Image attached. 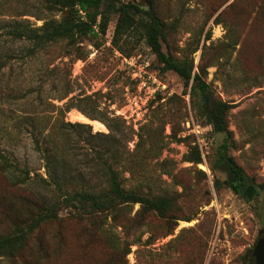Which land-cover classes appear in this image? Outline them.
I'll return each mask as SVG.
<instances>
[{
	"label": "rangeland",
	"instance_id": "rangeland-1",
	"mask_svg": "<svg viewBox=\"0 0 264 264\" xmlns=\"http://www.w3.org/2000/svg\"><path fill=\"white\" fill-rule=\"evenodd\" d=\"M156 10L167 23L163 50L192 59L194 72L203 71L215 97L233 104L227 114L229 136L214 132L197 115L190 87L175 71L163 69L140 28L138 35L122 38V49L113 45L117 14L104 36L74 46L61 41L30 53L32 44L7 35L6 28L19 22L41 25L65 11L44 0H0V86L15 87L18 98L11 107L22 114L17 123L11 121L10 137L1 147L29 175L24 185L12 188L0 172V198L18 207L32 192L54 199L35 143L36 138L42 142L41 127L48 131L57 123L55 131L65 133L60 137L66 152L57 172L92 174L98 166L92 149L107 140L108 122L114 123L109 118H117L127 132L112 133L122 139L117 148L133 153L130 158L147 156L143 176L124 172L125 186L172 197L169 214L178 217L154 211L142 216L141 204L135 203L121 220L125 228L109 224V218L104 228L115 238L141 236L124 256L92 221L63 211L33 235L20 256L0 259V264H249L264 237V0H158ZM231 40L237 44L226 48ZM86 96L90 100L80 104L95 119L76 107L66 113L57 108ZM146 123L160 144L154 152L135 147ZM195 144L202 153L198 164L185 160ZM224 154L263 185L255 197L237 194L224 183ZM13 218L0 207V232Z\"/></svg>",
	"mask_w": 264,
	"mask_h": 264
},
{
	"label": "trees",
	"instance_id": "trees-1",
	"mask_svg": "<svg viewBox=\"0 0 264 264\" xmlns=\"http://www.w3.org/2000/svg\"><path fill=\"white\" fill-rule=\"evenodd\" d=\"M49 7L63 9L65 14L60 18L44 19L41 25L30 23H15L6 28V34L15 38L28 40L32 46L31 52L66 41L68 45H79L82 39L93 38L106 35L111 17L117 14L112 42L117 48H121V40L125 36L141 34L145 41L156 54L162 63L164 70L175 71L183 80L186 88L190 87V97L197 115L202 118L216 133L231 134L228 129L227 114L233 104L230 101L216 98L209 83L204 80L203 71L194 72L193 60L189 58H177L165 52L162 48V40L166 38L167 23L156 10L158 0H142L141 2L122 0H44ZM237 41H227L226 48L236 45ZM71 90H67L60 99L68 96ZM17 90L13 86H0V172L6 178L12 188L22 186L27 182L28 172L22 170L1 147L3 138H9L11 133L10 123L20 120L22 114L11 107L14 100H17ZM90 96L79 98V103L68 101L62 106H57L61 111L68 112L76 107L83 111L92 119L96 117L87 112L80 102L90 100ZM73 99V98H72ZM3 105V106H1ZM7 106V107H6ZM109 134H105L107 140L100 144L98 148H93L97 170L90 173L77 172L75 175L59 173L56 165H61L66 152L65 138L55 130L41 127L39 132L43 134L42 142L35 139L36 146L45 159L46 172L49 179L43 178L48 185H53L52 201L46 197L32 192L25 195L21 206H16L11 200L0 198V207L7 213H12L14 218L3 227L0 232V259H10L20 256L33 235L38 232L45 223L54 222L61 218V212L68 211L72 217L92 221V224L102 230L106 236L108 245L123 252L126 256L131 252V245L140 243L141 236L138 235L129 239V233L123 238L117 239L114 235L107 233L104 225L109 218L117 225L121 224L122 218L130 211V206L135 203L141 204L142 216L150 211H154L160 216H167L169 219H178L175 214H169L174 199L165 195H153L143 192L139 187H126L125 181L128 179L124 172L130 175L138 174L143 176L146 169V154L138 155V158H130L133 153L120 151L117 144L122 139L117 136L119 133L126 136L122 128V122L117 118H109ZM73 125L72 123H68ZM78 126H88L85 123H75ZM146 128V133L143 130ZM138 140L136 148H144V151L154 152L160 148L159 141L155 139L149 129V124H143L137 133ZM129 137H127V140ZM141 149V148H140ZM190 154L186 155V161L195 164L202 162V153L197 144L193 145ZM135 157V156H134ZM221 159L225 160L227 178L224 183L235 193L245 197H255L262 184L253 182L246 171L238 164L232 155L224 154ZM57 166V167H58ZM203 175L205 171L197 169ZM96 176V177H95ZM98 178V179H94ZM94 229V228H93ZM44 258L45 254H40ZM252 257L249 260V264Z\"/></svg>",
	"mask_w": 264,
	"mask_h": 264
},
{
	"label": "water",
	"instance_id": "water-1",
	"mask_svg": "<svg viewBox=\"0 0 264 264\" xmlns=\"http://www.w3.org/2000/svg\"><path fill=\"white\" fill-rule=\"evenodd\" d=\"M250 264H264V237L255 244Z\"/></svg>",
	"mask_w": 264,
	"mask_h": 264
},
{
	"label": "built area",
	"instance_id": "built-area-1",
	"mask_svg": "<svg viewBox=\"0 0 264 264\" xmlns=\"http://www.w3.org/2000/svg\"><path fill=\"white\" fill-rule=\"evenodd\" d=\"M126 61L130 62L129 60H127V58H124Z\"/></svg>",
	"mask_w": 264,
	"mask_h": 264
}]
</instances>
